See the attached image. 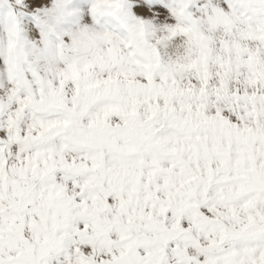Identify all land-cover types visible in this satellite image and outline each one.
<instances>
[{"label":"snow or ice","instance_id":"snow-or-ice-1","mask_svg":"<svg viewBox=\"0 0 264 264\" xmlns=\"http://www.w3.org/2000/svg\"><path fill=\"white\" fill-rule=\"evenodd\" d=\"M0 264H264V0H0Z\"/></svg>","mask_w":264,"mask_h":264}]
</instances>
